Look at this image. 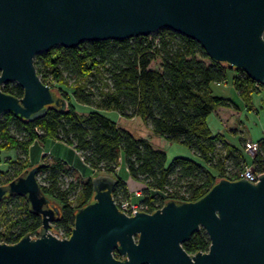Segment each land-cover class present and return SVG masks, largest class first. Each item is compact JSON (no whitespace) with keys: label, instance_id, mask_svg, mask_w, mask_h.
Listing matches in <instances>:
<instances>
[{"label":"water","instance_id":"water-1","mask_svg":"<svg viewBox=\"0 0 264 264\" xmlns=\"http://www.w3.org/2000/svg\"><path fill=\"white\" fill-rule=\"evenodd\" d=\"M163 28L195 40L216 62L264 85V0H0V117L32 122L67 102L37 73L35 57L54 47L149 36ZM118 179L92 178L94 198L77 209L70 237L53 234L60 209L42 191L38 167L0 186L27 199L41 216L38 237L0 242V264H264V174L257 183L223 178L196 201L169 200L152 213L126 215L117 206ZM201 229L207 252L183 243Z\"/></svg>","mask_w":264,"mask_h":264},{"label":"trees","instance_id":"trees-1","mask_svg":"<svg viewBox=\"0 0 264 264\" xmlns=\"http://www.w3.org/2000/svg\"><path fill=\"white\" fill-rule=\"evenodd\" d=\"M156 60H160L159 69L152 67ZM34 63L42 81L66 100L67 109H51L32 122L13 113L0 117V152L18 153L16 160H7L10 169L0 170V186L38 167L42 191L60 209L53 233L70 237L75 213L93 200L92 178L99 174L118 179L115 201L129 198L128 185L119 175L123 162L131 177L146 186L142 201L150 213L169 200L196 201L220 179H240L248 163L244 149L227 141L224 134L214 133L208 124L212 113L239 110V106L231 98L215 95L212 86L231 82L251 108L253 93L260 92L264 85L242 70L214 61L195 40L163 28L149 36L54 47L37 54ZM66 87L72 91H66ZM0 88L15 97L23 96V89L16 83ZM78 105L86 107L87 112H80ZM109 111L116 112L120 119H141L154 135L186 145L198 159L176 157L168 163L164 150L121 126L108 116ZM49 139L71 146L91 175L84 178L61 159L49 160L48 156L41 165L30 164V146ZM257 143L253 164L258 173H264V136ZM10 172L11 176L3 179ZM76 193L80 198L75 205L72 199ZM0 226L4 228L0 230V242L13 244L26 235H39L42 218L31 211L27 199L7 196L0 202ZM209 247L204 229L183 243L189 254L207 252Z\"/></svg>","mask_w":264,"mask_h":264},{"label":"rangeland","instance_id":"rangeland-1","mask_svg":"<svg viewBox=\"0 0 264 264\" xmlns=\"http://www.w3.org/2000/svg\"><path fill=\"white\" fill-rule=\"evenodd\" d=\"M159 63L160 60L154 61L152 63V67L154 69H159ZM64 89L68 92L72 91L70 87H66ZM212 89L215 95H222L228 98H232L238 104V106H240L239 110L226 109L223 110L224 112L221 114L212 113L208 118V124L212 131L214 133L220 132L224 134L227 141L232 144L239 143L240 137L253 142H258V140L263 136L264 133V89H261L260 92L253 93L251 108H249L246 103L243 102V100L236 92L235 88L232 86L231 82L223 84L222 86L213 85ZM78 109L82 113L87 112L86 107L82 105H78ZM230 113L234 115H230ZM107 114L110 118L117 120L121 126L129 129L136 136L149 138L154 147L164 150L167 153L168 163H170L176 157L198 159L197 155L186 145L176 141L167 140L158 135H154L150 128L139 118H133L130 120L122 118L118 120L119 116L116 112L109 111ZM236 129L238 130V133H233V130ZM243 146L245 147V143ZM219 149L221 150L222 146H219ZM7 155L16 158L15 153L12 150L1 151L0 170L2 171H7L8 167L10 169V165L8 164L7 166L6 162L4 161V158ZM45 156L46 155H43V157ZM83 166L85 165L83 164ZM84 169L87 173H90V170H88L87 168ZM11 174L12 172L6 174L3 179L8 178L9 176H11ZM119 175L122 180L129 182V189L143 187L142 182L136 181L127 172L126 165L124 162L121 164ZM75 178L77 179L76 181H79V178ZM65 186L69 187V185L67 186V184H65ZM79 198L80 193L76 195L75 199H72L75 205L79 203ZM3 229L4 228H0V230L4 231Z\"/></svg>","mask_w":264,"mask_h":264},{"label":"crops","instance_id":"crops-1","mask_svg":"<svg viewBox=\"0 0 264 264\" xmlns=\"http://www.w3.org/2000/svg\"><path fill=\"white\" fill-rule=\"evenodd\" d=\"M233 86V85H232ZM237 92V91H236ZM238 93V92H237ZM239 95V94H238ZM222 96V95H221ZM241 98V97H240ZM232 99V98H231ZM242 99V98H241ZM233 100V99H232ZM234 101V100H233ZM235 102V101H234ZM244 102V101H243ZM236 103V102H235ZM245 103V102H244ZM237 104V103H236ZM238 105V104H237ZM240 109V106L239 108ZM226 110V109H223ZM221 112V111H219ZM218 114V113H216ZM230 115H234L232 113H230ZM119 116V115H118ZM226 119V118H225ZM118 120H120V118H118ZM229 120V119H228ZM233 133H238V130H233ZM264 136V133H263ZM262 136V137H263ZM261 137V138H262ZM260 138V139H261ZM259 139V140H260ZM246 139L240 137V141L239 143H234L233 145L243 149V145ZM258 140V141H259ZM48 150L50 152V156L48 157L49 160L53 157L54 160L57 159H61L62 161H64L65 163H67L69 166H71L72 168H75L77 171H79L82 176L84 178H87L89 175H91V170L90 168L83 162L82 158L80 157V155L69 145L58 141L56 139H49L47 140L44 144H41L39 141H35L29 148L28 150V156H27V160L30 164L37 166V165H41L42 161L44 159L42 152L43 150ZM15 153V156L17 158V151L12 150ZM15 157L9 156L7 155L4 158V161L6 162L7 166V160L11 159V160H16ZM83 164L85 166H83ZM84 168H87L88 170H90V173H87L86 170ZM127 170V168H126ZM125 181V180H124ZM128 181V180H127ZM126 182V181H125ZM129 186V182H126ZM130 188V186H129Z\"/></svg>","mask_w":264,"mask_h":264},{"label":"built area","instance_id":"built-area-1","mask_svg":"<svg viewBox=\"0 0 264 264\" xmlns=\"http://www.w3.org/2000/svg\"><path fill=\"white\" fill-rule=\"evenodd\" d=\"M258 150V143L253 142L250 140H245V147H244V153L248 157V163L240 173V179H246L247 181L251 183H257L259 181V176L264 173H258L255 169V165L253 164V159L256 156ZM42 155L50 156V152L48 150H43ZM38 181L40 182V178L38 175ZM69 181L70 180H66ZM146 186L143 185L141 188H135V189H129V198L123 199V200H117L115 201L119 209L124 212L128 216L134 215L136 212H147L149 207L144 205V202L142 201V197L144 195V190ZM55 234V233H54ZM32 238L38 237L39 235H31ZM56 236L60 237L58 234H55ZM63 238V237H60Z\"/></svg>","mask_w":264,"mask_h":264}]
</instances>
